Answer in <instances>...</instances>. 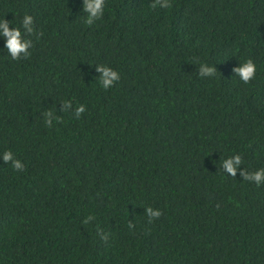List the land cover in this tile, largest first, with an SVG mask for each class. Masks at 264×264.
<instances>
[{"label":"trees","instance_id":"1","mask_svg":"<svg viewBox=\"0 0 264 264\" xmlns=\"http://www.w3.org/2000/svg\"><path fill=\"white\" fill-rule=\"evenodd\" d=\"M168 3L0 0L35 27L18 60L0 38V264H264V183L221 168H264V0Z\"/></svg>","mask_w":264,"mask_h":264},{"label":"clouds","instance_id":"2","mask_svg":"<svg viewBox=\"0 0 264 264\" xmlns=\"http://www.w3.org/2000/svg\"><path fill=\"white\" fill-rule=\"evenodd\" d=\"M161 7H169L168 0H157ZM105 0H83V12L86 13L88 24H92L97 19L104 15ZM12 21L7 19H0V38L4 40V48L7 50L8 56L13 60H18L22 56L27 57L29 49L32 47V40L27 37L34 35V19L31 15H24L20 21V25L17 27ZM96 71L99 75V83L103 88L108 89L114 85L116 81L120 79L119 73L107 66H96ZM214 66L201 65L199 68V74L201 76H212L216 72ZM236 76H238L243 82L247 83L252 80L256 73V65L252 60H246L243 63L239 62V66L233 69ZM71 108V103L63 104L62 109ZM84 107L80 106L76 109V116L78 117L84 112ZM53 114L49 112L47 114L46 123L48 126L52 125ZM58 119V118H57ZM0 160H2L6 165L11 163L13 169L16 171H22L24 169V164L15 158L14 153L11 150H6L0 155ZM242 159L239 155H233L231 157L225 158L221 163L222 170L230 175L236 176L237 171H240V176L243 180L251 181L260 185L264 183V168H260L255 172H247L245 169H241ZM149 218V221L153 218H159L161 215L160 210L148 207L144 210ZM92 217H88L91 220Z\"/></svg>","mask_w":264,"mask_h":264}]
</instances>
